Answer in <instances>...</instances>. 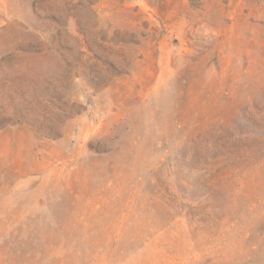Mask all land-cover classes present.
I'll list each match as a JSON object with an SVG mask.
<instances>
[{"label": "rangeland", "instance_id": "1", "mask_svg": "<svg viewBox=\"0 0 264 264\" xmlns=\"http://www.w3.org/2000/svg\"><path fill=\"white\" fill-rule=\"evenodd\" d=\"M0 264H264V0H0Z\"/></svg>", "mask_w": 264, "mask_h": 264}]
</instances>
